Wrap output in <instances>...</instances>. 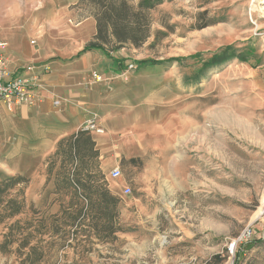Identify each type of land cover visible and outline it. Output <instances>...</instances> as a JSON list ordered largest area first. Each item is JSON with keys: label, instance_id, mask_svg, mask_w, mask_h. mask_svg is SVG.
<instances>
[{"label": "rangeland", "instance_id": "rangeland-1", "mask_svg": "<svg viewBox=\"0 0 264 264\" xmlns=\"http://www.w3.org/2000/svg\"><path fill=\"white\" fill-rule=\"evenodd\" d=\"M47 1L42 21L68 5L75 35L87 20L80 27L95 32L90 1ZM5 2L25 7L18 24L37 18V0ZM139 19L143 43L109 46L99 80L92 73L93 82L105 81L107 113L131 106L148 129L134 131L127 146L134 157L120 158L118 181L109 175L113 163L104 169L111 135L102 144L111 154L98 155L120 199L117 230L98 238L84 225L65 235L72 190L59 164L49 163L57 144L35 155L10 134L0 143V184L8 186L0 201V264H235L237 255L238 264H264V0H161ZM218 54L236 58L205 66ZM112 58L121 62L117 73L109 71Z\"/></svg>", "mask_w": 264, "mask_h": 264}, {"label": "crops", "instance_id": "crops-1", "mask_svg": "<svg viewBox=\"0 0 264 264\" xmlns=\"http://www.w3.org/2000/svg\"><path fill=\"white\" fill-rule=\"evenodd\" d=\"M46 3L49 4V1L37 0V4H40L37 18L31 16L28 23L22 26L18 23L20 17L25 16V7L20 9L14 5L12 10L5 0H0V39L7 43L5 56L8 67L15 75L36 78L40 86L35 89L38 101L31 106L7 107L0 104V143L9 140L11 134L17 148L45 156L60 139L77 133L85 123L94 120L103 130L100 134L90 133L101 157L111 154L109 148L102 144L106 136L113 137V156L104 165V169L109 170L107 166L113 163L111 172L118 167L121 157H134L127 149L128 144L136 140L134 131L141 130L144 134L148 129L141 120V113L138 114L131 106L120 104L113 108L112 114L107 113V98L102 86L105 81L93 82L92 78L93 72L102 75L105 61L102 55L105 53L93 50L79 55L86 38L95 34L80 27L90 20L77 23L79 33L75 35L68 5L59 9L54 7L50 20H41L40 11ZM120 64V61L112 58L111 67L114 68L109 69L110 73L119 72ZM90 79L93 86L85 88V80ZM111 118L112 128L108 125ZM161 130V125H157V131Z\"/></svg>", "mask_w": 264, "mask_h": 264}, {"label": "trees", "instance_id": "trees-1", "mask_svg": "<svg viewBox=\"0 0 264 264\" xmlns=\"http://www.w3.org/2000/svg\"><path fill=\"white\" fill-rule=\"evenodd\" d=\"M87 1H90L94 8V14L91 15L96 21V29L92 41L84 46L79 55L93 50L107 54L109 46L111 50H116L125 45L135 47L141 45L147 38V33L140 27L139 16L141 12L153 8L161 0H139L136 7L130 6L129 0H78V3L84 4ZM234 58L236 57L233 55H214L212 59H215L214 62L210 64L208 61L205 66L212 67ZM98 155L90 134L79 130L60 139L49 157L52 166L59 164L58 175L64 185L72 190L67 208L63 210L65 225L63 223L62 225L65 235L69 234V231H77V228L84 225L98 238H102L103 235L108 237L117 230L114 225L120 199L109 191L108 182L97 161ZM136 161L138 162L132 158L129 163ZM7 187L0 184V201ZM19 211V206H16L13 213ZM47 225L57 232L62 229V226L57 224L55 226L54 223ZM40 227L46 226L40 224ZM258 241L262 242L261 239ZM255 242L250 241L248 244L252 245ZM238 258L237 255V260ZM237 260L235 264H238Z\"/></svg>", "mask_w": 264, "mask_h": 264}, {"label": "built area", "instance_id": "built-area-1", "mask_svg": "<svg viewBox=\"0 0 264 264\" xmlns=\"http://www.w3.org/2000/svg\"><path fill=\"white\" fill-rule=\"evenodd\" d=\"M7 43L0 39V104H4L7 107L13 105H27L31 106L38 101V96L35 93V89L39 88V83L34 77H22L15 75L13 71L8 67V61L5 56V50ZM129 69L133 67L130 64ZM125 72L121 73L123 76ZM99 80L98 75H94ZM81 131L87 133L100 134L103 130L98 127L94 120H90L81 127ZM112 179L120 177V169L114 168L110 172ZM130 189L126 187L124 193L128 194Z\"/></svg>", "mask_w": 264, "mask_h": 264}]
</instances>
